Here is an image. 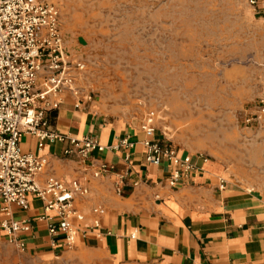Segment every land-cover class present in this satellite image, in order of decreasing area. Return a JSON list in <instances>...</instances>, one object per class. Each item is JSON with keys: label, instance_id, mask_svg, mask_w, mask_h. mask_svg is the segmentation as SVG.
<instances>
[{"label": "rangeland", "instance_id": "obj_1", "mask_svg": "<svg viewBox=\"0 0 264 264\" xmlns=\"http://www.w3.org/2000/svg\"><path fill=\"white\" fill-rule=\"evenodd\" d=\"M50 1L66 54L84 63L74 84L93 111L133 125L154 111L174 146L264 188V129L244 123L264 87V13L249 0Z\"/></svg>", "mask_w": 264, "mask_h": 264}, {"label": "crops", "instance_id": "obj_2", "mask_svg": "<svg viewBox=\"0 0 264 264\" xmlns=\"http://www.w3.org/2000/svg\"><path fill=\"white\" fill-rule=\"evenodd\" d=\"M253 7L264 13V0H256ZM61 97L59 108L47 113L50 128L74 138L93 136L106 148L81 159L63 155L66 140L47 142L22 134L19 144L23 152L46 159L36 176L40 183L54 176L77 178L87 186L89 193L74 201L84 220H73L79 231L74 247H67L62 235L49 234L47 219L42 218L53 211H44L41 201L29 195L27 209L10 207L13 220L30 223L31 230L20 234L26 249L9 244L0 228V244L4 239L9 252L0 255V264H50L53 258L69 255L81 264H264V188L248 187L233 169L229 174L223 161L185 153L155 130L153 138L194 163L188 175L169 186L173 165L166 159L159 165L146 163L141 124L110 119L83 101L76 104L69 90ZM120 138L129 139L133 147L111 150ZM101 163L113 168L94 177ZM119 184L122 193L117 194ZM97 206L105 210L100 216L91 210ZM4 217L0 211V220ZM93 218L99 219L96 227Z\"/></svg>", "mask_w": 264, "mask_h": 264}, {"label": "built area", "instance_id": "obj_3", "mask_svg": "<svg viewBox=\"0 0 264 264\" xmlns=\"http://www.w3.org/2000/svg\"><path fill=\"white\" fill-rule=\"evenodd\" d=\"M255 3L256 0H249L250 5ZM83 68L81 60H72L66 54L57 5L47 0H0V211L5 216L0 220V228L7 242L21 251L26 247L20 234L31 230L30 223L13 220L10 207L17 205L27 209L29 195L41 201L44 211H53L52 215L42 218L47 219L49 234L62 235L67 247L73 246L79 231L73 220H84L82 212L74 207V201L89 193L87 186L77 178L64 181L54 176L40 183L36 176L44 170L46 159L23 152L19 144L22 134H33L47 142L66 140L68 146L63 155L73 154L81 159L92 151L106 148L93 136H64L48 124L47 113L59 108L64 90L72 93L76 104L81 103L74 81L76 72ZM83 98L91 99L89 94ZM256 100L255 109L244 116V123L264 129V87ZM153 117L154 111H151L141 123L145 134L142 142L145 161L151 165H159L164 159L171 162L173 168L167 183L175 185L190 173L194 163L189 156L181 158L172 146L153 138ZM133 145L129 139L120 138L110 149H130ZM124 156L129 163V152ZM199 157L204 158L202 154ZM112 168L101 163L92 175L99 177ZM115 191L122 193L120 184ZM91 210L98 216L105 211L99 206ZM91 224L96 227L99 219L93 218Z\"/></svg>", "mask_w": 264, "mask_h": 264}]
</instances>
